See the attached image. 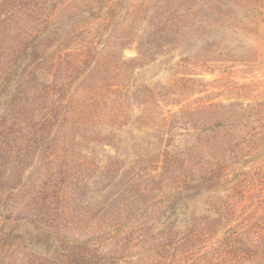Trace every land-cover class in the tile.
<instances>
[{
  "label": "rangeland",
  "instance_id": "374dc122",
  "mask_svg": "<svg viewBox=\"0 0 264 264\" xmlns=\"http://www.w3.org/2000/svg\"><path fill=\"white\" fill-rule=\"evenodd\" d=\"M0 264H264V0H0Z\"/></svg>",
  "mask_w": 264,
  "mask_h": 264
}]
</instances>
